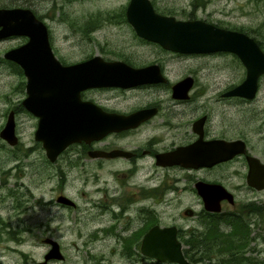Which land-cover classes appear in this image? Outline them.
<instances>
[{
    "label": "flooded vegetation",
    "instance_id": "af4514ba",
    "mask_svg": "<svg viewBox=\"0 0 264 264\" xmlns=\"http://www.w3.org/2000/svg\"><path fill=\"white\" fill-rule=\"evenodd\" d=\"M129 1L127 0L119 11L87 14L85 18H80L82 20L71 19L69 14L60 15L58 19L65 28H69L73 34L83 35L95 44L93 50L87 47H70L73 50L69 53L64 52L63 47L55 44L54 29L50 24L54 21L51 10L39 13L30 0L25 3H18L17 0H12L11 3H0V7L28 8L42 21L47 30V38L53 55L50 61L54 64L56 60L62 65H71L99 55L104 61L120 60L133 67L157 66V68L155 66L154 69L152 68V79L146 82L127 87L89 86L80 91L82 100L91 101L106 112L128 115L139 109L154 110L133 126L111 129L88 142L82 139L69 143L57 155L56 159L62 157L64 163L68 165L92 169L90 173L85 172L82 178L83 187L91 183L88 209L94 217L90 225L82 230L79 223L80 218L77 216L81 208L78 207L77 201L65 190L57 192L56 202L64 211L71 212L68 218L70 223H59L57 235L47 224L45 234L38 237L36 242L40 241L48 248L42 255V259L34 260L31 264L45 259V254L52 246L45 240L49 237L57 242L59 257H49L46 260L47 264H179L168 260L162 261L145 254L142 249L147 243L145 235L155 226L160 229L174 227L175 238L180 243L183 256L188 264H198L205 260H207L205 263L209 264H264V199L255 194L264 190V187L257 188L247 180L249 171L247 156L253 155L264 163V149L257 154L245 136L226 131L225 128H233L238 123H234L233 127L231 125L225 127L221 119H216L219 111L215 110V116H212V111L202 110V105L195 104L199 98H211V95L202 94L207 91V85L197 78L194 68L188 66V71L186 68L180 76L175 78L170 76L171 72L175 73L172 64L178 59L197 58L200 55L208 56L225 53V51L179 52L163 48L154 42L157 52H151V54L148 52L144 56V49L141 48H117L104 46L97 40L95 41V32L102 29L105 24H113L126 25L131 29L134 38L142 42H152L138 35L130 24L126 15ZM150 1L157 12L173 15L172 10L161 7L159 0ZM200 1L191 2L190 6L194 10L184 13L181 19H202L218 25L209 18L196 15V10L206 5L204 1ZM54 3L53 7L60 12L62 6H59L56 0ZM66 17H68L67 20ZM10 39L19 42L0 53V69L3 66L23 72V67L14 59L7 57L6 52L24 44L29 36L27 34L5 35L0 37V43ZM78 52L81 53L80 56ZM231 54L236 56L234 53ZM236 58L240 61L237 56ZM50 63L45 61L40 67L44 68L46 64L51 65ZM240 63L242 64L241 61ZM186 77H191L186 94L182 91L179 95H173V86ZM260 78L257 92L260 87ZM235 84L219 89L214 98L218 101L231 99L250 101L251 99L242 96L223 94ZM97 90H116L140 94V96L134 95L136 100L130 108L107 107L88 94ZM157 91H162L165 95L154 96L153 94ZM143 94L149 96L144 97ZM25 96L19 102L18 107L9 110L13 111L14 119L19 111L29 112L37 118L23 104ZM199 138H202L204 142L241 139L244 141L245 151L234 153L210 165L197 167L183 166L180 163L165 165L159 163L160 159L157 155L191 144ZM36 142L42 146L39 140ZM56 159L51 161L45 153L47 162H55ZM107 166L109 174L105 176L101 173ZM112 166L116 169H111ZM64 169L62 166L60 170L62 182H65L67 177V169ZM240 177L244 178V183H236ZM204 184H219L227 191H224L219 199V209L205 207L203 195L198 190V185L204 186ZM58 195L69 197L73 203L57 201ZM181 196L188 197L190 202L181 206L179 216L173 214L171 221L163 223L162 203H173V200H179ZM6 226L7 231L13 232L19 229L11 227V224ZM9 236L12 240L25 241L17 235ZM213 255L217 258L212 257ZM83 257L85 260H82Z\"/></svg>",
    "mask_w": 264,
    "mask_h": 264
},
{
    "label": "rangeland",
    "instance_id": "374dc122",
    "mask_svg": "<svg viewBox=\"0 0 264 264\" xmlns=\"http://www.w3.org/2000/svg\"><path fill=\"white\" fill-rule=\"evenodd\" d=\"M11 1L0 0V3H11ZM27 1L17 0L18 3ZM30 1L39 13L51 10L54 21H51L50 24L54 29L55 44L58 47H63L64 52L69 53L73 50L70 47H87L93 50L95 44L83 35L73 34L69 28H65L58 19L60 15L69 14L71 19L82 20L87 14L119 11L127 0H56L57 4L62 6L60 12L53 7L54 0ZM194 1L196 0H159V3L161 7L172 10L173 15L181 18L184 13L194 10L190 6ZM202 1L206 5L196 10L197 16L209 18L222 26L250 31L252 36L255 34L264 44V0H201L200 2ZM67 19L68 17H66ZM94 35V40L104 46L125 49L137 47L144 49V56L148 52L150 54L157 52L154 42H142L134 38L131 29L126 25L105 24ZM16 42L19 41L10 39L1 42L0 53ZM78 54L80 56L81 53L78 52ZM172 66L175 68V73H170L171 78L180 76L188 66L194 68L197 78L203 80L207 85V91L202 94L211 95V98H199L195 104L202 105V110L212 111V116H215V110L219 111L216 119H221L225 127L238 123L234 127L232 126L233 128H225L226 131L245 136L257 154L264 149L263 75L260 78V87L256 97L250 101L236 99L218 101L214 95L219 89H225L230 84L238 83L245 76V68L236 56L225 52L208 56L200 55L197 58L185 57L176 60ZM182 69L185 70L181 71ZM24 85L25 75L23 72L14 68L1 67L0 129L5 123L9 110L18 107L19 102L25 96ZM88 94L107 107L122 109L134 105L136 100L134 95L140 96V94L116 90H97ZM143 95H145L144 97L149 96ZM153 95L161 96L165 93L157 91ZM15 122V130L19 137L18 143L12 146L0 137V264H31L34 260L42 259V255L48 248L44 243L36 242L38 237L45 234L47 224L57 235L59 223H70L68 218L71 212L64 211L56 202L57 192L65 190L77 201L78 207L81 208L77 216L80 218L79 223L82 230H85L92 222L94 214L88 209L91 183H87L83 187L82 178L85 172L90 173L92 169L68 165L64 163L62 157L56 159L55 162H47L44 149L34 138L37 118L29 112L19 111L16 113ZM162 133L165 135L164 132ZM62 166L65 168L64 170L67 169L65 182L60 179ZM104 169L101 174L107 176L109 174L108 166ZM111 169H116V167L112 166ZM169 173L172 174L171 171ZM240 182L244 183V178L240 177L236 183ZM255 194L264 199V190ZM174 202H176L175 205ZM189 202L188 197L181 196L179 200H173V203H162V222L171 221L173 214L179 216L181 206ZM7 224L19 229L13 232L7 231ZM9 235H17L25 241L12 240ZM260 254L258 256L262 255ZM212 257L217 258L215 255ZM82 260L85 258L83 257ZM205 261L198 264H209Z\"/></svg>",
    "mask_w": 264,
    "mask_h": 264
},
{
    "label": "water",
    "instance_id": "95a60500",
    "mask_svg": "<svg viewBox=\"0 0 264 264\" xmlns=\"http://www.w3.org/2000/svg\"><path fill=\"white\" fill-rule=\"evenodd\" d=\"M126 15L138 35L163 48L179 52L234 53L245 68V76L223 94L248 99L256 96L259 78L264 74V51L249 34L202 19H181L161 14L154 9L150 0H130ZM10 34L29 36L24 44L9 49L6 56L17 61L24 69L26 96L22 102L38 118L34 138L41 142L51 161L69 143L82 139L88 142L111 129L133 126L154 110L139 109L128 115L106 112L91 101L82 100L80 91L89 86L127 87L149 81L152 79V68H157L156 65L133 67L120 60L104 61L99 55L71 65H62L56 60L54 64L50 61L53 55L46 27L28 8L0 7V37ZM45 61L51 62V65L46 64L41 68ZM190 83L191 77L176 83L173 95H179L182 91L186 94ZM0 137L9 145L18 142L12 110L0 129ZM243 151L245 147L241 139L204 142L199 138L157 157L160 159L159 163L164 165L180 163L183 166L197 167L210 165ZM247 159L248 182L257 188L264 187V163L253 155H248ZM198 190L203 195L206 208L219 209V199L226 191L223 186L204 184L198 185ZM57 201L73 203L65 195H58ZM45 240L52 246L45 254V259L35 264H47L49 257H59L57 242L50 237ZM145 241L147 243L142 248L145 254L162 261L188 264L180 243L175 238L174 227L160 229L155 226L146 233Z\"/></svg>",
    "mask_w": 264,
    "mask_h": 264
},
{
    "label": "trees",
    "instance_id": "16d2710c",
    "mask_svg": "<svg viewBox=\"0 0 264 264\" xmlns=\"http://www.w3.org/2000/svg\"><path fill=\"white\" fill-rule=\"evenodd\" d=\"M217 24H218V23H217ZM218 25H220V24H218ZM220 26H222V25H220ZM237 29H239V28H237ZM239 30H242V29H239ZM242 31H244V32L248 33L249 35H251L250 31H246V30H242ZM252 34H253V33H252ZM251 36H252V35H251ZM253 36H254V38L258 41V43H259V45L261 46V48L264 49L263 41H261L260 39H258V38L256 37L255 34H253ZM253 36H252V37H253Z\"/></svg>",
    "mask_w": 264,
    "mask_h": 264
}]
</instances>
